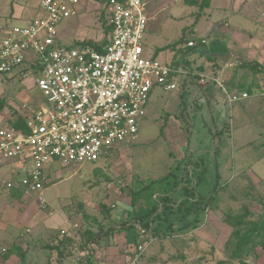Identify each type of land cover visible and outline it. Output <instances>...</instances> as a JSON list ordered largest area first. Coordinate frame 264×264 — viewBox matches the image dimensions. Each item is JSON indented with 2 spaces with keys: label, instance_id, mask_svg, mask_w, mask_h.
<instances>
[{
  "label": "rangeland",
  "instance_id": "1",
  "mask_svg": "<svg viewBox=\"0 0 264 264\" xmlns=\"http://www.w3.org/2000/svg\"><path fill=\"white\" fill-rule=\"evenodd\" d=\"M19 2L20 5H27L32 11L37 9V0H19ZM214 3L215 0H213L209 6L202 7L198 5L192 7L185 5V0H180L177 4L167 7L166 10L169 14L167 26L164 30L163 23H160L161 25L157 27V29L163 32L161 39H154V43L152 44L151 40H149V43H145V47L182 48L187 46V41L189 39H197L202 34L201 31H198L197 22L209 19L212 11L214 13L211 17L213 18L215 27H222L226 16L225 13H218L215 11ZM220 4L224 5V3ZM252 4L260 13L262 11L261 9L264 10L262 3L258 2V0H254ZM16 6L17 3L15 0H0V26L6 25V28L8 29L12 25L13 18L10 16L11 8H16ZM149 13L152 15V12L149 11ZM101 14L100 5L97 2L94 3L87 0H81L77 15L63 21L57 26V40L62 45L69 47L76 43H79V45H102L105 42L107 28L103 24ZM170 14H173V17L175 18H179L180 15H182V17L180 20H175ZM228 16L233 15L229 14ZM262 19L263 18L261 17V20ZM172 20L174 22H172ZM228 20L234 27L235 17H230ZM161 22H163V19ZM242 22L246 28H249L250 25L247 22ZM175 27H179V34L176 36L178 38L171 41L168 37H170L171 30L175 29ZM254 30L255 26H251L247 31L249 33V31L254 32ZM2 33H4V31H1L0 34ZM174 33H177V31L175 32L174 30ZM153 38H155V35H153ZM248 42L249 41H247V43ZM232 48H236L234 44H232ZM153 51L155 57H158L159 50L156 49ZM260 54L261 53L258 52V56L261 58L260 61L262 62L264 55L263 53L262 55ZM207 59L211 60L209 58ZM261 64L264 65V62ZM32 72V70L25 67L23 68L22 66L11 73L0 75V101L5 105L0 112V129L8 125V123H6V118L10 116L11 110L17 112L16 114L21 115L22 113L31 110V108L37 106V108H40L39 106L41 105L45 106V102L43 101L36 84L37 76ZM205 72H208V70L205 69ZM162 102L163 100L157 105L158 109L154 107V110L157 112L152 113L149 110L150 106L147 107V114L141 123L136 142L131 145L117 147L113 151L112 156H109L96 164L86 163L82 165L64 166L59 161L49 164L46 170L47 175L42 188V193L31 194L30 196L25 195L27 202H30V206H32L30 207L32 208V211L30 210L27 213L28 216L32 212L38 210L45 215L58 213L57 215L59 216L64 212L66 215H68V213L70 214L68 220H71V223L76 221L81 223V225L83 224L82 227H86L87 219L84 213H86L87 216H97L100 219L102 204H106L107 206L113 204L115 213L113 215L112 225H114V228L111 227L108 229L111 225L106 221L107 229H105L101 242L98 241L99 244H95V247L99 248L96 255L98 259L97 261L95 260V264H126L127 260L129 261L128 264H264V245H259L261 241H264V234L263 237H258V230L256 229L254 231L256 234L251 236V238H240V241L237 240V242L234 240V236L231 235V228L223 221L222 210L231 209L234 212L242 213L244 203H242L243 201H231L228 203L224 193L222 194L223 200H219V207L212 211H208V213L205 212L202 216L203 222L199 225L196 223L198 227L195 229L189 230L185 234L177 233L173 238L165 241L163 245H160L159 243L151 244L152 242H149L150 244H148L147 249L145 248L144 252L140 254V256L144 254V259L140 258V260H136L134 258L132 261L133 254L129 251V245L127 244L126 246L125 244H120V237L118 236L117 230L119 227L116 222H121V220L118 221L120 217L125 219L127 216L125 212L130 211L131 209L129 202L126 201L129 193L131 194V188L135 190L146 185L148 193L149 191L156 192L158 189L161 190V186H163V190L169 188V183L164 180L166 178L169 179V181L172 179H185L180 186L172 191L173 196L178 197L177 200L180 202L183 201L180 200L182 197L187 198L188 196L184 194V186H187L188 188L186 191L194 192V195L197 198L201 197V195L206 196L210 193L216 194L222 186L228 187L227 194L230 195L238 194L240 191L252 187L245 191V193H249L250 197L260 199L264 202L263 192L258 189V185L261 183L260 180L253 179L251 175L252 178L247 179L243 176L244 174L242 177L246 178V181L239 180L234 171L236 170L237 172H240V165L237 163L235 165L233 164V167L230 163V170L222 173L220 180L218 181H214L213 174H204L207 172L198 173L196 178L191 179V177H189V179H186L188 178V175L183 170L186 166L181 164V161L179 160L181 158L178 160L175 159V154L181 151L177 150L176 153L171 154L174 150L173 145L170 144V141H167L166 136L163 134V128L167 126L168 120L167 111H163ZM238 106V103L234 106L232 105V109H230L229 112L230 114L226 115L227 119L221 115V119L225 121V123L231 124L234 131L225 132L224 135L220 133L219 136L222 135L220 138H223L224 141L230 143L232 146L239 145V147L242 143L256 141L255 146L261 148V151H263L264 138L262 137H264V103L260 101L255 107H248L243 112V114H251L254 123L249 125V127L243 126L240 130H238L237 126L239 122L236 120L234 121V118L237 116ZM229 115H231V117ZM204 116L206 117V122L209 124L208 129L211 128L214 130L213 119L217 118L216 114H213L214 118L210 117V114L206 115V113ZM199 120L200 118L197 116V128H199ZM231 122H235V124L232 125ZM225 123L222 124L225 125ZM208 141L209 139L207 136L197 135L192 142V145H198L202 150H209L207 149L208 146H210V142ZM238 150L239 148L235 151ZM184 153L189 154V149L185 148ZM247 153L248 161H253L256 156L254 150L249 148L244 152L246 155ZM202 157L204 161L206 160L205 163L210 165L212 159L211 155L202 154L200 158ZM239 160L241 161V159ZM258 165H260V169L264 171V162ZM210 166L208 167L210 168ZM247 166L251 167L253 164L250 163ZM12 168L16 170L18 177L10 176V180H20L22 176L20 170L26 169V165L21 162H16L12 165ZM1 169L2 168H0V172ZM255 175L258 177L262 176L261 173H257V170ZM209 178L213 181H210ZM161 179H163V181L157 183V181ZM179 191L184 195L180 196L178 193ZM40 195L43 196L42 200L40 199ZM155 197L158 199L157 195ZM193 201H196V198L193 199ZM145 202L151 205L154 201L152 199H147ZM244 202L248 203L247 201ZM177 205V203H172V207L174 208H176ZM21 208L23 212L24 207L22 206ZM162 209L159 211L161 212ZM252 211L254 215L249 217V220L252 222H258L263 213L262 206L256 203V206L255 208H252ZM77 212L80 214L79 217ZM23 215L24 213H22L21 216ZM75 215L77 216L75 217ZM173 219L182 224V222L179 221L180 218L178 216H173ZM114 220L116 222H114ZM19 221L22 223L25 220L19 218ZM189 222L194 223V218L186 221L184 224H189ZM96 223L97 221H90L89 225L94 226ZM191 224L192 223H190V226ZM119 226H121V228L123 227L122 229L125 228L123 224ZM75 227H77L76 229H79L80 226L75 225ZM93 230L97 231V227H94ZM135 233V229L131 226L128 230L124 229V234L128 238L127 242H129V240H134L133 237ZM247 234H249V231L246 235ZM192 238L195 242L190 241ZM242 238H244V235ZM79 243L77 242L75 244V249L78 248ZM100 247H102V249H100ZM178 253H185L186 257L181 258L178 261L169 260ZM152 257L154 258L153 261L151 260ZM23 261H25V258H23ZM81 263L88 264L85 260H82Z\"/></svg>",
  "mask_w": 264,
  "mask_h": 264
},
{
  "label": "built area",
  "instance_id": "2",
  "mask_svg": "<svg viewBox=\"0 0 264 264\" xmlns=\"http://www.w3.org/2000/svg\"><path fill=\"white\" fill-rule=\"evenodd\" d=\"M37 1L35 16L23 20L22 11L15 12L12 25L0 34V75L40 60V71L30 70L45 102L21 114L28 116L24 129L12 124L0 129V168L12 161L26 165L20 180L1 179L0 197L15 188L27 196L42 193L52 162L96 164L117 147L135 143L153 87L175 90L177 76L187 73L144 57L149 17L142 0H108L112 30L101 51L57 40V26L77 15L81 0ZM188 46L195 47V41ZM208 83L223 90L230 106L249 98L247 92L228 91L220 78L200 80L201 85ZM12 174L18 177L16 170ZM145 248L139 247L141 254Z\"/></svg>",
  "mask_w": 264,
  "mask_h": 264
},
{
  "label": "crops",
  "instance_id": "3",
  "mask_svg": "<svg viewBox=\"0 0 264 264\" xmlns=\"http://www.w3.org/2000/svg\"><path fill=\"white\" fill-rule=\"evenodd\" d=\"M142 1L145 10L148 9L146 13L149 17L147 32L143 42L144 57L160 64L175 68H183L187 72L177 76L175 79L177 88L175 90H167L162 86H154L148 102V106H150L149 110L154 113L157 112L154 110V107L157 108V105L163 100V111H167L168 120L163 134L166 136L167 141H170V144L173 145L174 150L171 154L176 153L177 150L181 151L175 154V159L178 160L181 158L179 159L181 164L186 166L183 168L188 175L186 179H189V177L193 179L197 177L198 173L207 172L204 174H213L214 181H218L222 173L230 170V163L232 167L233 164L235 165L237 163L240 165V172L234 170L237 175L236 177L243 181H246V178L250 179L252 177L255 180H260L261 183L258 185V189L262 190L264 187V171L260 169V165L258 164L264 162V158H259L260 155H263L264 143L262 148L263 151H261V148L255 146L256 141L242 143L239 147V145L232 146L230 143L224 141L223 138H220L225 132L234 131L231 124H227L221 119V115L226 118V115L230 114L229 112L232 106H229L227 96L219 86L214 83L201 85L200 80L205 76H214L223 80L228 91L247 92L249 98L238 103L237 116L234 118V121L236 120L239 122L237 124L238 130L243 126L249 127V125L254 123L252 121V115L243 114V112L248 107H255L260 101L264 103V72L256 71L255 68L257 64H259L260 68H264V65L261 64L264 62V58L261 62V58L258 56V52L261 53L260 55H262V53L264 55V10L261 9L262 11L260 13L252 4L254 0H220V3H224V5L220 4L219 0H215V11L218 13H225L226 19L222 27L216 28L213 23V18L211 17L214 13L212 11L209 19L197 22L198 31H201L202 34L197 39L191 38L188 40V43L195 41V47L191 48L187 43V46L182 48H146L145 43H149V40H151L152 44L154 43V39H161L163 32L157 29V27L161 25L160 23H163V30L165 29L169 21V14L166 10L167 7L177 4L180 0ZM212 1H210V4L207 6L211 5ZM91 2L94 1L91 0ZM258 2H261L264 7V0H258ZM185 5L188 4L185 2ZM36 6L37 9L34 11L29 7L21 8V6H16V8H13L14 14L15 12L22 11L21 18L24 20L25 18L37 14L38 5L36 4ZM149 11L152 12V15ZM227 13L235 17L234 27L228 20L230 17L233 18V16H228L229 14ZM170 16L173 17V14H170ZM181 17L182 15H180L179 18H173L175 20H180ZM261 17L263 18L262 20ZM12 18H15L14 15ZM162 19L163 22H161ZM242 21L247 22L250 25L249 28L255 26L254 32L249 31L248 33L247 30L249 28H246V26L242 24ZM172 22L174 21L172 20ZM178 29L179 27H175V29L171 30L170 37H168L171 41L178 38L176 37L179 34ZM174 30L175 32L177 31V33H174ZM153 35H155V38H153ZM109 37L110 35L108 36V41ZM199 40H203L206 43L202 44ZM108 41L102 44L103 48L95 49L103 50ZM247 41L249 42L247 43ZM232 44H234L236 48H232ZM156 49L159 50L158 57H155L153 51ZM218 53L226 54L221 58L223 60L212 56ZM207 54L215 60H208ZM200 66H204V70L200 71ZM205 69H207L208 72H205ZM199 73L202 74L200 77L197 75ZM205 113L206 115L210 114L212 118H214L213 114H216L217 118L213 119L214 130L211 128L208 129L209 124L205 120ZM197 116L200 118L198 122L199 128L196 127ZM229 116L231 117V115ZM222 123H225V125ZM231 123L232 125L235 124V122ZM220 133L222 135L219 136ZM197 135L207 136L209 139L208 142H210V146L207 148L209 150H202L200 146L192 145ZM185 148L189 149V154L184 153ZM238 148L239 150L235 151ZM249 148L256 153V156L254 155L255 159L251 162L248 161V153L247 155L244 154ZM202 154L211 155V166L205 163L206 160L204 161L203 157L200 158ZM239 159H241V161ZM16 162L18 161H12L5 167H1L0 181L1 179L18 181V179L10 180V176L13 177L12 171L14 170L12 165ZM250 163H252L253 166H247ZM208 166H210V168ZM256 170L257 173H261V177L255 175ZM242 175L246 178H243ZM209 180L213 181L210 178ZM179 194L183 196L181 193ZM185 198L182 197V199ZM22 206L24 207L23 212ZM30 207L32 206H30V202H27L22 188H15L2 192L0 197V264H27V261L28 264H75L78 261L87 259L86 257H82L85 253L81 252L79 246L76 249H72L71 254L65 256L59 254L65 249L63 243L66 244L68 241L67 239L73 238L75 242L79 238L77 237L79 235H76L75 232L78 230L75 225L81 227V223L76 221L71 223V220H68L70 214L68 213V215H66L64 212L58 216V213L45 215L38 210L32 212L28 216V211H32ZM22 213H24L23 216H21ZM76 216L77 215H75V217ZM79 216L80 214H78V217ZM19 218L25 221L21 223ZM120 220L122 221L124 218L122 219L120 217L118 221ZM114 222L116 221L114 220ZM116 224L119 227L117 230H122L123 227L121 228V226H119V222H116ZM132 225L133 224H128L126 226ZM62 231H66L67 233L63 235ZM118 236L120 237V244H125L126 246L128 244L130 248L129 251H133L134 253L135 247H133V244L127 242L124 230L121 232L119 231ZM99 239V242H101L102 237ZM23 258H25L26 262L23 261ZM128 263L129 261L127 260L126 264Z\"/></svg>",
  "mask_w": 264,
  "mask_h": 264
},
{
  "label": "trees",
  "instance_id": "4",
  "mask_svg": "<svg viewBox=\"0 0 264 264\" xmlns=\"http://www.w3.org/2000/svg\"><path fill=\"white\" fill-rule=\"evenodd\" d=\"M87 1H91V0H87ZM93 1L95 3L97 2L100 5L101 12H102L101 18L103 20L104 26H106L107 28L106 37H105V42H107L108 36L110 35L111 30H112L111 27L108 25V19L106 15L107 13L106 7H107L108 0H93ZM185 2L190 6L200 5L202 7H205L210 3V0H185ZM13 15H14V9L12 7L11 14H10L11 18ZM6 27H7L6 25H1L0 33L1 31H5V29H7ZM199 42L204 44L203 40H199ZM77 45H79V43L74 44V46H77ZM82 45H86V44H82ZM87 46H91L94 48H103V46L99 44H90ZM211 48H215V47H211ZM98 50L100 51L101 49H98ZM207 56L209 59L213 60L209 54H207ZM41 65H42L41 61L37 60L36 64L29 65V63H26L24 64V67L27 69H31V68L37 69L38 68V71H40ZM203 67L200 66L199 70L200 71L204 70ZM255 68H256V71L264 72V68H260L259 64L255 65ZM197 75H199L198 77H200L202 74L199 73ZM240 92H244V91H240ZM4 106H5L4 103L0 101V112L2 111ZM16 113L17 112H15L14 110H11L10 116L6 118V123L12 124L14 127L21 129L23 128V125L26 122L28 116L18 115ZM262 154L263 155L259 156L260 159L264 158V151ZM164 180L169 183V188H166L165 190H163V186H161V190L158 189V191L156 192L149 191L148 193L146 189L147 188L146 185H143L139 189L134 190L131 188L132 190L131 194L129 193L127 197L126 201L129 202L131 209L130 211L125 212L127 216L119 224L120 225L123 224V226L125 227L124 229L128 230L130 226H126V225H128L129 223H132L133 225L131 227L134 228L136 231L133 237L134 240L133 241L129 240L128 242L130 244L132 243L135 247L134 253L133 251H131V253L133 254L132 261L134 260V258L136 259L137 257H138L137 260L138 259L140 260V258L144 259V254L140 256L141 254V252L139 251L140 246L147 247L146 245L150 244L149 242H152L151 244L159 243L160 245H163L165 241L173 238L177 233L185 234L187 233V231L193 230L196 227H198V225L203 222L202 216L203 214H205V212L208 213V211H212L213 209L219 207L220 205L219 200L220 199L221 201L223 200L222 199L223 193L225 194V198H227L228 203L229 201H232V202L243 201L242 203H244L242 207V210H243L242 213L234 212L231 209L222 210L223 221L224 223L229 225V227L231 228V235L234 236L235 238L234 240H236L237 242V240L240 241V238L241 239H247L248 237L251 238V236L256 234V232H254L256 229L258 230V233H257V235H259L258 237H263V234H264V202H262L260 199H255L254 197H250L249 193H245V191H247L248 189L252 187H249L248 189L240 191L238 194L230 195V194H227L228 187L222 186L220 190L217 191L218 193L216 194L210 193L206 196L201 195V197L197 198L195 197L194 192L186 191L188 190V188L187 186H184L183 187V190L185 191L184 194L188 196L187 198L182 199L183 201L179 202V200H177L178 197L176 196L174 197L172 194V191L175 190L178 186H180L184 180L172 179L169 181V179L167 178ZM162 181L163 179L157 181V183H160ZM262 190H264V187L262 188ZM262 192H263L262 194L264 195V191ZM179 193H181L182 195V192L179 191ZM156 195L158 196V199L157 197H155ZM195 198H196V201H193V199ZM147 199L149 200L152 199L154 201L153 204L150 205L149 203L145 202V200ZM244 201H247L248 203H245ZM172 203H175V204L177 203L178 204L177 207L176 208L172 207ZM256 203L262 206L263 213L260 216L258 222H252L251 220H249V217L254 215L252 208H255ZM101 207L102 208H101V215H100L101 218L100 219L97 216L91 217V216H87V214L84 213L87 219V226L82 227L83 226L82 224L81 227H79V229L76 231V235H79L77 236L79 238L76 241L80 242L79 249L81 250L82 253L84 252L86 254V255L84 254L82 257L87 258L85 262H87L88 264L89 263L94 264L95 260L97 261L98 259L96 255L98 253L99 248L98 247L96 248L95 244L98 243L99 238L103 237L105 229H107L106 227L107 222L111 225L108 227V229L111 227L114 228V225H112L113 215L115 213V210L113 209L114 205L112 204L110 206H107L106 204H102ZM160 209H162L161 212L159 211ZM77 214H79V212H77ZM173 216H178L180 218L179 221L182 222V224H180L178 221L176 222V220L173 219ZM192 218H194V223L189 222V224H184L186 221L192 220ZM90 221H93V222L97 221V223L94 226L89 225ZM190 223H192L191 226H190ZM196 223H198V225ZM94 227H97V231L93 230ZM122 230H118V232L119 231L121 232ZM248 231H249V234L246 235ZM243 235H244V238H242ZM67 240L68 241L66 242V244L63 243V245L65 246L64 247L65 249L59 253L61 256L71 254L72 253L71 250L75 249L76 241L74 242L73 238H70ZM190 241H193V238ZM259 245L263 246L264 241H261ZM100 249H102V247H100ZM184 257H186L185 253H182V254L178 253L174 257H171L169 260L178 261ZM153 259L154 258L152 257L151 260L153 261ZM157 259L159 260L158 257ZM78 262L81 263V261H78Z\"/></svg>",
  "mask_w": 264,
  "mask_h": 264
},
{
  "label": "water",
  "instance_id": "5",
  "mask_svg": "<svg viewBox=\"0 0 264 264\" xmlns=\"http://www.w3.org/2000/svg\"><path fill=\"white\" fill-rule=\"evenodd\" d=\"M224 55H226V54H219L218 53V54H213L212 56L221 59ZM221 60H223V59H221Z\"/></svg>",
  "mask_w": 264,
  "mask_h": 264
}]
</instances>
